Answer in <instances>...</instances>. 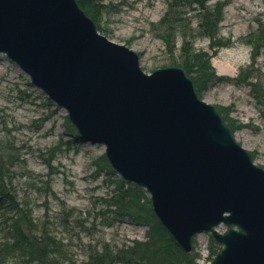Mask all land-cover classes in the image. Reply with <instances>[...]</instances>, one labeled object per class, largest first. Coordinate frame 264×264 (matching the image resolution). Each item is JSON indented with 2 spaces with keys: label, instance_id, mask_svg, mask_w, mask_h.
Returning <instances> with one entry per match:
<instances>
[{
  "label": "water",
  "instance_id": "obj_1",
  "mask_svg": "<svg viewBox=\"0 0 264 264\" xmlns=\"http://www.w3.org/2000/svg\"><path fill=\"white\" fill-rule=\"evenodd\" d=\"M0 53L68 111L84 140L105 146L124 180L151 194L184 252L211 232L221 248L210 264H264V167L185 68L145 72L78 0H0Z\"/></svg>",
  "mask_w": 264,
  "mask_h": 264
},
{
  "label": "rangeland",
  "instance_id": "obj_2",
  "mask_svg": "<svg viewBox=\"0 0 264 264\" xmlns=\"http://www.w3.org/2000/svg\"><path fill=\"white\" fill-rule=\"evenodd\" d=\"M217 1L211 0L209 5ZM220 1L226 2L220 34L230 45L219 49L212 66L223 79H213L199 95L218 108L233 126L237 140L264 167V107L248 83L232 81L241 68L252 64L264 79V47L256 58L253 55L256 35L264 26V0ZM101 6L104 10L98 19L89 16L102 34L137 52L145 72L172 65L158 30L168 9L167 0H105ZM196 12V5L187 7L182 17L195 22ZM196 47L211 50L210 42L202 37L197 39ZM223 62L235 67L232 75L220 69ZM0 136L14 140L19 149V161L12 167L13 194L32 213L38 230L60 244L64 257L84 262L95 248L114 250L146 238L150 225L117 216L118 208L110 202L120 187L135 185L123 180L107 158L108 164L102 161L105 146L84 140L67 111L33 85L29 76L2 53ZM140 189L152 208L150 193ZM213 244L210 233L198 234L190 254L198 264H209ZM5 264L39 263L17 256L8 257Z\"/></svg>",
  "mask_w": 264,
  "mask_h": 264
},
{
  "label": "trees",
  "instance_id": "obj_3",
  "mask_svg": "<svg viewBox=\"0 0 264 264\" xmlns=\"http://www.w3.org/2000/svg\"><path fill=\"white\" fill-rule=\"evenodd\" d=\"M103 1L105 0H78L85 12L94 19H98L99 14L104 10L101 6ZM210 1L167 0L168 9L158 23L160 37L171 55L170 64L180 65L186 69L193 78L198 93L205 91L213 79H223L216 74L212 66V58L219 49L230 45V41L224 40L220 34V23L226 2L219 0L209 5ZM194 5L198 12L195 15V22H192L183 18L182 15L185 14L187 7ZM262 27L260 33L256 35L253 47L255 58L261 51L260 48L264 47V26ZM199 37L210 42L211 50L196 47ZM255 69L253 64L241 68L232 81L248 83L255 98L264 107V79L256 73ZM102 158V161L107 163L105 155ZM18 161L19 149L14 140L0 136V212L2 219L0 264H5L8 257L17 256L25 261H36L39 264H198L196 257L186 254L176 244L153 212L150 201L143 198L142 189L136 186L127 189L120 187L112 195L110 202L118 208L117 216H126L137 223L150 225L146 238L144 240L135 239L131 244L114 250L106 246L101 250L95 248L90 251L88 259L84 262L67 259L63 256L60 244L48 233L38 230L33 222L32 213L13 194L12 167ZM213 246L215 247L212 249V256L220 248L216 243Z\"/></svg>",
  "mask_w": 264,
  "mask_h": 264
},
{
  "label": "bare ground",
  "instance_id": "obj_4",
  "mask_svg": "<svg viewBox=\"0 0 264 264\" xmlns=\"http://www.w3.org/2000/svg\"><path fill=\"white\" fill-rule=\"evenodd\" d=\"M220 69L226 73L232 75V73L235 72V67L231 66L230 64L223 62L222 64H219Z\"/></svg>",
  "mask_w": 264,
  "mask_h": 264
}]
</instances>
